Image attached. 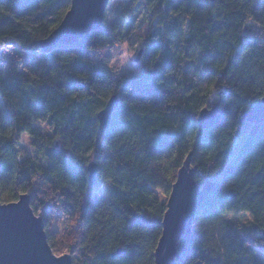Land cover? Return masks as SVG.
Masks as SVG:
<instances>
[{
  "label": "trees",
  "instance_id": "1",
  "mask_svg": "<svg viewBox=\"0 0 264 264\" xmlns=\"http://www.w3.org/2000/svg\"><path fill=\"white\" fill-rule=\"evenodd\" d=\"M70 2L71 0H0V37H11V43L21 48L31 47L33 43L38 44L42 37H47L60 24ZM141 2L149 8L152 19L154 17L143 41L147 40L152 32L159 35L158 29L152 27L160 20L158 13L167 11L164 21L172 18L175 12L180 13L175 18L176 35L165 33L166 37L171 36V43L165 42V47L177 72V78L169 86L171 98L165 97L163 101L172 111H166L163 106L155 108L152 104H145L142 109L137 107L138 116L133 117V120L138 123V127L135 133H130L131 139L122 150L117 147L119 139L108 135L113 122L121 119L118 112L114 110L111 113L103 132H99V123L89 124L88 121L103 109L109 100L108 93L123 84V80L119 83L112 82L109 86L98 77V82L88 85L87 89L79 87L69 91L63 87L58 88V82L48 81V78H44L47 83H41L40 77L29 72L28 81L18 80L21 86L31 81L32 91L36 93L27 105L18 103L22 91L17 85H9V89L16 91L5 89L4 92L3 107L7 109V114L3 121L5 126L0 129V141L10 140L12 146L0 147V152L3 153L0 157V202L7 204L16 201L20 194L31 192L33 196L30 202L34 210L37 213L42 210L45 217L46 214H52L53 208L59 204L62 216L70 220V230L66 231L64 238L61 236L63 239L46 231L47 242L51 243L52 249L68 252L72 257V264H123V255L128 254L130 247H136L128 243L131 234L123 229L134 211H145L148 208L151 193L147 192L145 185H151L153 191L159 189L161 194L166 196L170 193L176 173L189 152L191 166L196 169L195 182L208 179V170L214 172L223 162L218 149L227 150L233 143L236 144V150L232 153L231 178L226 181L224 188L232 189L227 196L233 206L239 201L238 212L246 213L252 218L254 228L250 236L254 237L256 232L264 230V121H242L251 104L264 96V36H253L243 51V45L238 43L237 36L245 27L241 18L247 20L253 15V9L256 14L264 15V3H261V0H246L248 7L241 8L240 0H198V3L182 0L174 9L169 6V0ZM237 8H241V11L237 12ZM87 40L90 46L94 45L100 50L113 46L117 38L113 37V32L105 25L103 29L89 32ZM80 43L78 41L68 46L74 47ZM150 43L155 45L158 42L152 40ZM58 47L59 44H56L53 50ZM59 55L65 56V53L60 51ZM202 58H206V68L205 64L201 63ZM66 59H70V56ZM186 65L187 70H182ZM64 66L67 67V63H64ZM202 72L208 73L206 80H201ZM227 73H231V76ZM181 76L184 78L183 84ZM212 80H217L221 85L220 92L215 94L214 103L220 104L219 116L223 114L215 125L204 130L199 137L198 128H190L183 137L173 142L170 150L164 149L169 151L167 156L164 151L152 155L147 152L141 156L134 155L137 147L133 145L142 143L144 137L155 138L149 131L155 130L153 121L165 127L168 124L183 127L185 115L195 116L206 103H211L209 93L213 92V88L209 85ZM188 81L199 82L198 90L190 87ZM224 84H231L232 88L222 87ZM62 92L67 93L66 99L59 98ZM89 93L93 96L91 102L83 99ZM180 93H183V96ZM73 95L76 96V101L70 103ZM76 104H85V107L77 111ZM49 105L56 109L51 124L45 123L48 113L52 110ZM240 109L245 112L242 113ZM41 111L43 116L40 115ZM37 123L52 129L54 135L41 132L36 126ZM124 129L126 125L116 131ZM21 134L35 138V145H31L41 157L39 164L29 159L21 164L16 144ZM49 135H52L51 140L48 139ZM56 136L61 137L60 143L63 147L54 145L52 154L49 155L47 146ZM97 138L111 149V158L109 151L94 146ZM69 149L73 150V160L82 161L79 167L67 162L57 168L49 166V161L56 159L57 155L63 153L67 157ZM97 150L104 159L103 162L97 161L96 175L108 182L119 167V176L122 179L116 189V196L100 198L98 203H92L82 199L89 191L88 171L84 169H87L91 154ZM116 152H119V155H116ZM157 159L160 163H156ZM125 162L127 168H123ZM60 163L57 160V164ZM149 165L152 167L149 168ZM46 166L48 175L41 180L40 174ZM101 168L103 171H100ZM158 177L163 178L167 192ZM129 185L132 188H129ZM129 194L132 198H129ZM157 203L158 200L151 205L152 211H156ZM199 206L195 215L197 227L203 229L201 247L208 252L209 257L213 254L221 256L220 264H235V258L241 256L242 245L246 244L249 238L239 227L222 222L219 216H214L213 204L208 199ZM254 208L255 213L252 212ZM162 216L161 209L158 221L162 222ZM44 224L49 228L48 224ZM160 227L162 223L153 229L154 235L149 237V244H145L141 239V251L136 256V264H144L149 253L156 247V242L161 236ZM98 248H102V251H96ZM110 249H116V252ZM225 253L230 255L225 256ZM101 256H105L103 261L100 260ZM248 258L251 259L250 254ZM260 261L264 262V256L260 257ZM175 262L179 264L178 257ZM147 264H153V259L148 260ZM205 264L213 262L206 261Z\"/></svg>",
  "mask_w": 264,
  "mask_h": 264
},
{
  "label": "snow or ice",
  "instance_id": "2",
  "mask_svg": "<svg viewBox=\"0 0 264 264\" xmlns=\"http://www.w3.org/2000/svg\"><path fill=\"white\" fill-rule=\"evenodd\" d=\"M181 2L182 0H169V6L175 9ZM191 2L198 3V0H191ZM240 3L241 8L248 7L246 0H240ZM261 3H264V0H261ZM154 7L160 6L154 5ZM241 8H237L236 11L240 12ZM158 15H160V20L156 21L152 27L153 29H158L159 35H157L156 32H152L147 40L141 41L137 46L136 52H134L131 57L126 58L120 67H117V64L120 63L119 60L113 61L111 64L107 63V59L110 56L107 47L98 50L96 46H90L86 36L80 44L74 47L68 46L65 41H62L59 43L57 50L34 43L31 47L24 46L21 48L11 43V37H0V129L5 126L3 121L7 114V109L3 107V101L5 99V89H9V85L15 84L18 88H21L22 96L18 102L19 104L27 105L28 102L35 97L36 93L32 91L33 85L31 81L22 86L18 83V80L28 81L27 74L29 72L35 73L36 76L40 77L41 83L55 81L58 82V88L63 87L69 91H73L79 87L87 89L88 85H95L98 82V77L102 78L109 86H111L112 82L119 83L123 80V84L119 87H115L113 91L108 93L109 101L106 104V109L108 106H112L121 117L120 120L113 122L112 130L109 131L108 135L116 136L117 139H119L120 143L117 147L122 150L131 139L130 133H135V129L138 127V123L133 120V117L138 116L136 112L137 107L142 109L145 104H152L155 108L163 106L166 111H172L163 101L165 97L171 98L172 96L169 86L176 80L177 72L173 68L170 54L165 47V42L171 43V36L166 37L165 33L176 35L177 25L175 23V18L179 16L180 13L175 12L174 16L168 21H164V17L167 16L166 10L162 13H158ZM241 19L245 27L237 33V36L238 43L243 45L241 48V51H243L253 39V35H264V15L256 14L255 9H253V15H250L247 20H243V17ZM52 35L53 33H49V37ZM115 35L116 34L113 33V37H115ZM49 37H42V39L48 40ZM152 40L158 43L153 45L150 43ZM133 42L132 40L129 41V43ZM60 51H63L65 56H60ZM117 51H119V49H117ZM67 56H70V59H66ZM17 57L23 62L22 64L18 62ZM205 59L206 58H202L201 63L205 64L206 68L207 64L205 63ZM64 63H67V67L64 66ZM187 67L186 65L182 70L186 71ZM227 75L231 76V73H227ZM207 77V72L201 73V80H206ZM44 78H48V81H45ZM183 79L184 78L181 76L180 80L182 84ZM188 84L190 87L198 90L199 82L194 83L188 81ZM209 86L213 88V92L209 93V96L212 101H215V94L220 92L221 85L217 80H212ZM222 87L231 89L232 85L224 84ZM9 90L16 91V89ZM97 91H99V89H97ZM185 91H187V89H185ZM180 95L183 96V93H180ZM189 95H191V93ZM225 95H227V93H225ZM59 98L66 99L67 93H60ZM83 99L87 102H91L93 96L89 93ZM259 99L261 102H264V97H260ZM75 101L76 96L73 95L70 103H74ZM49 107L52 110L48 113V118L45 119V123L51 124L53 118H55L54 113L56 109L52 105H49ZM83 107H85V104H76L77 111ZM219 107L220 104L218 102L206 103L195 116L190 114L184 116L183 127H174L173 124H168L167 127H165L153 121L155 130L150 129L149 131L151 136L155 138L144 137L142 143L133 145L137 147V151L134 155L141 156L145 152H147L148 155H152L153 153L164 151L165 148L170 150L173 147V142L183 137L190 128L199 127L203 130L207 122L211 121L213 117L217 115ZM240 111L242 113L245 112L244 109H240ZM40 115H44L43 111H41ZM220 116L223 117V114L221 113ZM88 123H99L100 126L107 127L105 122L102 121L98 115H94L93 118L89 119ZM122 125H126V129L117 132L116 129H120ZM64 127L66 128L67 125ZM48 131L54 135L52 129ZM236 134L237 131L235 135ZM52 135L48 136L49 140L52 139ZM86 135H88V133H86ZM105 139L107 140L108 136H106ZM204 141H207L206 137ZM60 142L61 137L56 136L55 140L47 146L50 150L49 155L52 154L51 150L54 145L61 148L63 147ZM19 143V141H16V144ZM25 143L35 145L36 140L32 138ZM4 145L11 147L12 143L7 139L0 141V147ZM94 146H99V148H104L109 151V157L111 158V149L99 138L95 141ZM235 150V143L228 146L227 150L218 149L223 158L220 167L216 168L214 172L209 169L210 178L197 180L195 184L199 197L201 199H208L212 202V214L214 216H219L220 219L225 220V222H230L233 225L238 223L239 219H243V217L237 216L239 201L236 202V206H233V202L227 196V193L232 191V189L224 188V184L231 178L230 169L232 166V153ZM72 151V149L68 150L67 157H65L63 153L57 155L56 159L49 161V166L57 168L67 162L79 167L82 161L73 160L71 156ZM2 155L3 153L0 152V157H2ZM116 155H119V152H116ZM164 155H169V151H164ZM24 156L29 160L35 158L34 154H29L27 148H25ZM91 157L88 164L93 166L92 171L94 176L93 179L89 181L88 195L82 197V199L91 201L92 203H98L100 198L107 199L110 196H116L118 194L116 189L119 187L122 179V177L119 176L121 169L118 167L115 170L116 174L112 175V178L105 183L101 176L95 175L97 161L103 162L104 158L99 154L98 150L93 152ZM189 158L190 152L186 154V161ZM45 159L47 160V156ZM57 160L61 163L57 164ZM20 162L23 164L24 160L21 159ZM37 163L39 164L40 162L37 161ZM156 163H160V161L157 159ZM186 166L187 163H185L184 167ZM127 167L128 165L125 162L123 168ZM148 167L151 168L152 165ZM87 170L88 169H84V171ZM100 171H103V169L101 168ZM137 174H139L138 171ZM47 175L48 167L46 166L39 178L43 180ZM158 180L160 183L164 184L162 177H158ZM113 181H115V183H113ZM175 183L176 181H173V184ZM128 187L132 188L131 185ZM145 187L147 192L151 193V196L148 198V208L145 211H134L132 217H128L127 225L123 229L124 232L131 234L128 243L136 246L135 248L130 247L128 249V254L123 255V264H136V256L141 251V239L145 244H149V237L154 235L153 229L162 223L163 226L160 227L161 239L156 242L158 248H160L165 236L164 225L169 217L173 215L174 209L172 202L165 206V200H173L172 193H167L166 196L160 197L158 195L159 189L153 191L151 185H145ZM134 190L133 188V191ZM164 190L167 192L166 184H164ZM121 192H123V190H121ZM59 198L60 197H58V199ZM129 198H132L130 194ZM142 200L143 197H141V201ZM157 200L159 203L156 204V211H152L151 205ZM139 202L140 201H138V203ZM161 209L163 213H165L163 222L157 219ZM252 212L255 213L256 209H252ZM125 216H127V213H125ZM35 222L39 223V218H37ZM197 223V217L191 206L190 211L184 217L183 230L178 234L174 242L179 264H205L206 261L213 262V264H220V260L222 259L221 256L213 254L209 257L208 252L201 247L200 242L203 238L201 234L203 229H199ZM217 223H219V220ZM109 227H112V225H109ZM245 231H251V228L245 229ZM236 235L239 234L236 233ZM137 237H139V239H137ZM81 247H83V245H81ZM209 247H211V245H209ZM242 248V254L235 258V264H264V262L260 261V257L264 256V230L256 232L254 237L250 238L246 244L242 245ZM96 251H102V248H98ZM110 251L116 252V249H110ZM156 252L157 248H153L152 252L149 253L144 261V264H147L148 260L153 259V253ZM249 254L251 255V259L248 258ZM117 255L122 254L117 253ZM224 255L227 256L230 255V253H225ZM62 258H66V254L57 257L55 264H60ZM104 259L105 256L100 257V260L103 261Z\"/></svg>",
  "mask_w": 264,
  "mask_h": 264
},
{
  "label": "water",
  "instance_id": "3",
  "mask_svg": "<svg viewBox=\"0 0 264 264\" xmlns=\"http://www.w3.org/2000/svg\"><path fill=\"white\" fill-rule=\"evenodd\" d=\"M109 1L71 0L65 16L51 32L53 35L51 37L48 35V40L38 41V44L54 49L56 44L62 41L67 44L82 42L85 36L88 37L89 32L105 27L104 18ZM106 104L96 115L100 116V119L107 125V120L114 108L108 106L106 109ZM219 119L218 108L217 115L207 122L203 130L197 127V137L201 136L204 130L215 125ZM242 121L251 123L264 121V102H261L260 99L253 102L248 112L242 117ZM104 128L99 125V132H103ZM190 161L191 154L187 161L185 157L182 166L176 173V183L172 184L170 191L173 200H167L165 203L167 206L172 202L174 211L164 225L165 236L162 246L158 248L156 245L155 247L157 252L153 254V264H177L175 260L178 255L174 242L183 230L184 217L190 211L191 206L195 214L199 205L205 200L199 197L196 190V169L191 166ZM185 163H187L186 167H184ZM86 167L88 181H91L94 176L93 166L87 163ZM30 199V194L22 193L18 196L17 201L7 202V204L0 202V264H55L56 258L62 256L53 253L51 246L48 245L43 213H33ZM37 218H39V223L35 222ZM164 218L165 213H163L162 222ZM160 239L161 236L158 240ZM65 254L66 258H62L60 264H72L70 254Z\"/></svg>",
  "mask_w": 264,
  "mask_h": 264
},
{
  "label": "rangeland",
  "instance_id": "4",
  "mask_svg": "<svg viewBox=\"0 0 264 264\" xmlns=\"http://www.w3.org/2000/svg\"><path fill=\"white\" fill-rule=\"evenodd\" d=\"M105 25L106 28L111 32L115 33L116 35V42L113 46L108 48V51L110 53L109 58L107 59V63L111 64L113 61L119 60L120 63L117 64V67L122 66L123 61L131 57L134 52L137 50V46L143 41L144 36L146 35L150 23L153 21L152 16L150 14L149 8L142 4L141 0H110L109 4L106 7V13H105ZM256 36V35H253ZM264 36V35H259ZM134 41L133 43H129V41ZM119 49V51H117ZM17 60L19 63H22V61L19 60V57H17ZM211 103H214V101H211ZM41 132L48 134L49 129H47L43 124L37 123L36 125ZM32 138L31 136H28L27 134H21L18 141L20 142L17 144L18 151H19V160H27L24 156L25 148L28 149L29 154H34V159H31L36 164L37 161H41V157L39 154L36 153L34 147H32L31 143H25L26 141H30ZM107 183V182H105ZM38 189L37 187L35 188ZM27 194H30V198H32V193L29 192ZM34 194V192H33ZM158 195L160 197H164V194H161L159 191ZM17 201V200H16ZM31 201V199H30ZM167 201V200H165ZM33 213L37 214V212L34 210V207L32 206ZM40 212V211H38ZM41 213H43V221L49 225L48 227H44L45 233L46 231H49L50 233H55L58 235L60 239H63L66 235V231H69L70 229V220H68L64 215L62 216L60 205H56L55 208L52 210V214H46L41 210ZM227 216V214H226ZM238 217H243V219H239V222L234 224L235 226L239 227L243 234L247 235V238H252L250 235L253 231V223L252 218L250 215L238 212ZM222 222H225V220H222ZM230 223V222H228ZM231 224V223H230ZM233 225V224H232ZM251 228V231H245V229ZM63 236V238L61 237ZM48 245L51 246V243L48 241ZM52 248V247H51ZM53 253L56 255H62L68 252H63L62 249H52ZM69 254V253H68Z\"/></svg>",
  "mask_w": 264,
  "mask_h": 264
}]
</instances>
